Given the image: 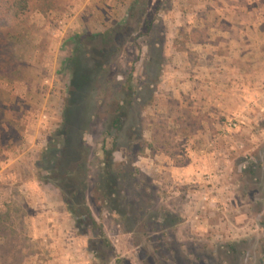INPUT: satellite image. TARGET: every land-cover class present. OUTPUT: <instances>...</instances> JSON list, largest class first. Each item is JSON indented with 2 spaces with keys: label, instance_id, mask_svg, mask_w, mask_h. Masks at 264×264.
I'll return each instance as SVG.
<instances>
[{
  "label": "rangeland",
  "instance_id": "1",
  "mask_svg": "<svg viewBox=\"0 0 264 264\" xmlns=\"http://www.w3.org/2000/svg\"><path fill=\"white\" fill-rule=\"evenodd\" d=\"M134 1L31 0L0 16V264L94 263L96 233L79 234L65 198L77 210L84 199L127 264H144L154 244L169 245L161 264H264V97L216 102L220 85L246 80L203 66L217 67L212 49L195 46L219 25L213 0ZM112 30L110 41L88 38ZM246 79L264 86V71ZM56 143L53 175L42 155ZM104 150L128 179L119 214L93 198Z\"/></svg>",
  "mask_w": 264,
  "mask_h": 264
},
{
  "label": "crops",
  "instance_id": "2",
  "mask_svg": "<svg viewBox=\"0 0 264 264\" xmlns=\"http://www.w3.org/2000/svg\"><path fill=\"white\" fill-rule=\"evenodd\" d=\"M245 1L246 0H213L212 4L214 6L207 8L211 10V12L210 10L208 11V15L211 19H217L219 25H215V29L212 30L214 32L210 35L211 39L205 41L206 43H199L195 40V46H197V44H205L204 46L212 49V52H207L206 55L214 58L213 62L217 67L214 68L207 64L203 65L207 70L215 74L217 72L225 74V71H235L243 74L240 78L246 80L245 83L239 82L231 86L226 83L225 85H220V87L226 89L221 91L220 94L217 93L216 102L222 103L219 105L220 107H222L224 102L228 101L229 98L233 97L239 102L254 101V98L259 99L264 97V86L257 81L248 83V79H246L248 73L255 74L264 71V43H260L264 36H257L256 34L261 29V18L264 12L252 6L254 3L253 0H248V3H245ZM208 2L209 3L206 4L210 5L211 0ZM193 16L195 25H199V12L195 11ZM249 20H252V22L248 23ZM221 23L225 24V29L220 27ZM248 25L252 26L245 29V26ZM257 27H259V30ZM250 32L255 33V35L250 36ZM213 36H216V38ZM191 52L183 50L178 53L180 59L183 60V65H188L189 68L192 67V64L190 61H188L189 63L186 62L185 57L186 55H190ZM195 66L198 67L200 65L195 64ZM252 79H254V77ZM208 85L211 88L216 87L214 82L208 83ZM230 89L239 90L240 94H232L230 93Z\"/></svg>",
  "mask_w": 264,
  "mask_h": 264
},
{
  "label": "trees",
  "instance_id": "3",
  "mask_svg": "<svg viewBox=\"0 0 264 264\" xmlns=\"http://www.w3.org/2000/svg\"><path fill=\"white\" fill-rule=\"evenodd\" d=\"M31 3V0H0V16H5V15H12L18 17V15L24 14L27 9L29 4ZM140 3L143 5L148 4V0H135L134 1V7L138 6ZM130 18H132L130 16ZM115 31H111L108 33H105L99 37L97 36H88L90 40H96L100 39L102 42H107L112 40V37L114 36L115 39ZM1 40V39H0ZM86 49L85 45L82 44V40L80 37H77L76 39V50L77 51H84ZM76 57L74 56L73 59ZM75 71V70H74ZM72 71V73L75 74V72ZM1 72H4L3 69H1ZM66 125L68 122V119L65 118ZM121 124V119L116 118L114 122V127L119 130ZM60 138L63 137V135H59ZM59 138V137H58ZM59 138V139H60ZM59 141V140H58ZM59 143H56V146L53 147L50 145L49 148L43 152V162L45 163L46 171H48L49 174H59L62 171L61 167V162L60 165L58 164L59 157L63 159L64 153L59 149V152L57 149ZM105 154V165L104 168L102 169V174H101V181L98 184L97 190L95 191L93 198L96 196H100L110 204L115 210L116 213L119 214V208L120 207V201L119 199L116 198L117 195V187L120 184V182H125L128 181L127 178L121 177V174L123 173H113L111 171V165L113 162V157L112 153L110 151L104 150ZM58 157V161L56 160V157ZM56 161V162H55ZM55 162V163H54ZM60 171V172H59ZM68 172V171H67ZM58 188H61V186H58ZM62 191L65 192L64 188H61ZM71 192V191H69ZM71 196L75 198L77 196V193L74 191ZM92 198V199H93ZM66 205L68 206V212L71 214V216L75 220L76 228L79 232L80 235L82 236H88L89 230L87 228H84L85 225H88L91 227V230L95 231L96 237L95 238H89L88 239V251L89 253L93 256L94 263L93 264H109L112 259L114 260L115 264H127L126 260L119 259L116 254L114 247L106 237L103 227L99 225L95 219L93 218L90 210L86 207V203L84 199L82 200L80 206V210H77L75 206H73L72 202L73 200L69 201L67 198L64 199ZM99 200L94 201L96 203ZM78 203V202H75ZM83 211L84 213H81ZM118 211V212H117ZM85 229V230H81ZM158 240V239H157ZM156 242H159L157 241ZM151 242L152 239H151ZM166 248H169V245H163V244H158L153 246L154 249V255L149 257L146 261H144V264H161L162 262L159 260V256L162 257L163 254L166 252ZM233 249V248H232ZM143 264V262H142ZM166 264V263H165Z\"/></svg>",
  "mask_w": 264,
  "mask_h": 264
}]
</instances>
